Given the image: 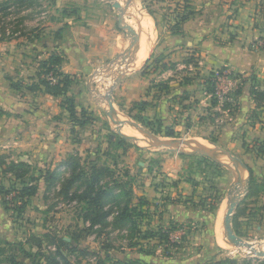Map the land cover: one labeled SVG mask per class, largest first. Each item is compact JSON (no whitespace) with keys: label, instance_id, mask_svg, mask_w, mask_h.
I'll use <instances>...</instances> for the list:
<instances>
[{"label":"rangeland","instance_id":"obj_1","mask_svg":"<svg viewBox=\"0 0 264 264\" xmlns=\"http://www.w3.org/2000/svg\"><path fill=\"white\" fill-rule=\"evenodd\" d=\"M113 1L118 2L121 9L128 4V0H0V56H7L9 62L13 61L17 54L16 50H19V44H23V49L29 50L32 54L30 55L31 58L36 59V51L33 52L31 48L33 41L36 44H42L51 37V33L59 28L60 31H63L69 28L68 25H73V22L77 23L82 20L86 23L89 19L100 17L108 18L114 31L119 32L123 38L132 41L131 34L119 27V11L113 9ZM251 1H253L255 7L254 11H257L255 13L257 16H254L252 25H260L264 29V0ZM134 2L136 6L130 9L131 13H134L136 9L138 11H135L136 13L147 18L144 13L146 14V11L150 10L157 19V29L155 32L152 31V49H156L162 42V37L166 35L165 28L168 21L172 22L177 8V1L134 0ZM216 2L217 7H220L223 11L221 13L220 22L222 23L220 28L225 31L220 38L226 41L235 35L234 21L239 7L234 9V6H241V2H238V4L234 3V0H218ZM223 4L228 5L226 11H224ZM131 19L126 20L124 18L123 22L132 25L133 19ZM251 43H254L255 47L264 48V34ZM126 46H128V49L119 57L112 59L104 66L94 68L89 76L86 74L79 77L81 80L87 77L91 80L95 78L91 87V95L93 96L92 101L96 106H99L100 112L96 113L98 115L95 117L94 123L80 129L74 135H69L72 144L76 140L78 141L69 148V154L78 160L79 166L75 172L83 170L88 174L93 164L109 169V173L101 177L98 185L111 191L110 196L105 197L103 200V210L108 214L106 220L102 224L92 225L91 221L83 218L86 206L79 201L78 196L83 194L82 192L86 188L88 180L83 176L72 185H69L68 182L71 180L72 175L71 168L59 170L55 184L49 188L39 181L38 194L30 199V205L22 218L12 221L9 215L10 212L4 213L0 210V238L12 243V246L5 245L3 241L0 243V248L3 249V252L0 253V264H11L7 258L12 255L15 256L18 262H21L20 264H29L19 254L17 245L19 243L27 250H40L46 257L51 256L52 259L49 261L44 260L43 264H65L57 254L58 249L54 243L57 236L67 241L69 248L75 249L72 252L67 249L61 250V254L67 259L68 264H114L115 261L124 264H264V255L257 254H264V187L262 185L264 181V105L263 109H259L257 112L260 120L256 122V125L261 133L243 139V147L236 146L235 148L232 142L225 145L228 149L233 150L231 154L234 156L239 155L240 159L233 163L227 158L219 156L220 161L227 163L231 168L235 167L242 170V166L248 165L243 172L245 186L241 189L242 194L240 192L232 212L231 225L235 235L244 243L253 245V249L250 250L246 246L235 247L229 243L222 226L223 212L218 223L217 213L219 207L223 204L224 212L227 211L228 197L230 194H234L239 185L233 172L221 166H219L221 168L217 173L220 189H216L215 208L214 210L211 208L210 216H205V222L202 224L197 221L195 223H185L184 231L174 230L170 232L168 241L143 238L144 233L156 232L161 227L168 228L175 224L172 221L158 224L157 220L164 213L163 209L167 201L161 193L164 188H167L164 184H169L167 182L168 174H173L175 178L177 176L182 177L185 173L184 168L186 166L190 168L191 165L188 161L190 156L185 152H192L193 149L188 146H181L179 149L158 148L147 136L142 134V137L144 136L143 142H138L136 138H129L123 145L124 147H118L114 143L117 138L116 135H118L117 128L111 123L110 118L104 111H108V95L111 96L112 102L115 88L122 81L120 80L115 87L111 88L115 78L126 68L128 62L129 69L133 67V57L130 53L132 46ZM144 50V46L141 45L137 62L145 58L147 52ZM178 59V63H164L171 69L168 73H159V70L164 69L159 64L156 65L154 62L156 59H153L154 61L149 65L142 67L141 74L143 76L154 74L150 81L151 85L159 81L164 82L167 76H172L174 84H181L185 80H189L188 78H192L193 81L203 79L199 75V66H195L197 64L196 57H180ZM153 68L158 70L151 71ZM130 70L126 71L122 78L132 72ZM76 78L79 80L78 77ZM28 84H30V81ZM150 86L147 90L148 94L154 91ZM143 95H145V92ZM116 99L118 100L115 101L114 106L117 111L116 120L137 121L134 118V116H138L137 113L133 116L130 112H127L136 108L135 103L127 102L122 97H116ZM225 103L230 105L226 106ZM235 103V99L231 95L229 101H218L217 106L219 109L216 110H222L221 107L223 106L232 112ZM262 104H264V101ZM87 112H89L88 109ZM214 112L216 111H212L211 118L214 119L217 126H220V123H227L228 118L224 114L218 117ZM91 114L94 113L91 112ZM58 116L57 118L60 120H62V116L68 119V114L61 113ZM139 125L164 140L174 138L192 139L198 143L201 142L203 146H213L209 142H202L195 138L200 137L197 135L207 132L202 127L193 128L192 131H188V134H184V131H182L177 137L167 138L161 132L156 131L157 126L155 123L148 125L140 123ZM125 135L127 134L125 133ZM218 136L219 134L213 131L209 139L213 142L214 137ZM207 141L209 140L207 139ZM214 145L224 147L221 144ZM193 162L196 161L193 160ZM47 166V162L40 165L30 163L28 167H23L20 171L25 172L26 178H30L31 176H38L40 174L39 170H47ZM248 169L252 170V183ZM9 176V173L6 175L0 174V181L8 185ZM249 186H251V189ZM152 190L159 192L157 194L159 196L155 197L156 202L153 201L155 194ZM126 192H131L130 205H137L138 197L145 194L152 201H148L142 208V215L137 216L139 221L136 225L140 230L138 233L135 229L136 226L134 228L127 220L119 219L121 210L128 199ZM248 192L249 195L247 196ZM166 216L167 213H164L165 220ZM216 226H218L221 237L228 244L226 247L222 248L217 243ZM32 236L36 239L30 240Z\"/></svg>","mask_w":264,"mask_h":264},{"label":"crops","instance_id":"obj_2","mask_svg":"<svg viewBox=\"0 0 264 264\" xmlns=\"http://www.w3.org/2000/svg\"><path fill=\"white\" fill-rule=\"evenodd\" d=\"M216 1L218 0H191L192 14L182 24L183 33L173 34L166 26V35L162 37V42L156 49H152V34L150 36L151 45H149L148 51L144 50L147 52L145 58L137 62L142 42L139 34L138 48L132 58L133 67L130 68L131 70L129 69L132 72L126 74L115 88L116 94H113L112 103L115 106V101H118L116 97H122L123 100L132 104L145 101L147 106L144 110L139 111L136 107L127 112L133 116L137 113L151 124L161 123L163 127H170L177 136L182 131L184 134H188V131H192L193 128H205L207 132L197 135L200 137H195L196 139L209 142L212 145H224V147L219 146L227 152L233 153V150L225 147L226 144L232 142L235 148L236 146L243 147V139L261 133L256 125V122L260 120L257 112L259 109H263L264 104L257 107V103L250 93V86L252 76L261 82L264 81V48L255 47V44L251 42L262 37L264 29L260 25H252L254 16H257L253 1L234 0L236 4L241 2V6H234V9L239 7L234 21L235 35L226 41L221 40L223 38L220 37L225 31L220 28L223 11L217 7ZM133 6H136V3L131 0L124 15L126 20L131 18L129 11ZM227 6L223 4L224 11ZM113 9L117 10L115 7ZM144 15L148 17L146 19H149L152 31L155 32L158 26L157 20L155 21L147 11ZM130 26L133 28L132 25ZM68 27L63 31H60V28L55 30L51 33V37L42 44H36L33 41L31 48L33 52L36 51V59L31 58L32 54L29 50L23 49V44H19V50H16L17 54L13 61L9 62L7 56H0V155H4L8 161L14 162L22 161L38 165L47 162V168L55 170L57 174H59V170L68 168L67 165H63V162L75 158L69 154V148L78 141L76 140L72 144L69 135L76 134L80 129L92 123L83 127L76 126V132L73 134L69 118L66 119L64 116H62V120L57 118L61 113H68L59 104L62 97L51 96L44 92L42 86H35L38 82V62L46 59L53 52H59L63 56L59 71L74 76V82L69 88L68 95L73 96L77 110L81 107L88 109L89 113H94L92 116L95 118L98 115L96 113L100 112L99 106L94 104L91 95V87L95 78L91 80L87 77L82 81L79 77L86 74L89 76L94 68L104 66L112 59L122 55L128 49L126 45L132 46V41L123 38L119 32L114 31L111 21L105 17L89 19L86 23L79 20ZM133 30L136 32L134 28ZM21 46L22 48H20ZM191 56L196 57L197 64L195 66H199V75L203 79L193 81L192 78H188L189 80H185L181 84H174L172 76H167L164 82L159 81L151 85L150 81L154 74L145 76L141 74L142 67L149 65L153 59L158 58L160 67L164 69L159 70V73H168L171 69L164 63H178V58ZM161 64L165 67H162ZM222 67H228L232 72L242 77L240 86L242 84L243 86L235 99L238 106L232 112L223 106L222 110H216L219 109L218 101L213 102L215 97L205 90L202 83L214 69ZM157 70L156 68L151 69V71ZM139 72L142 76L139 75ZM8 78L20 82V89H13ZM29 81L30 84H28ZM31 86L33 89H28ZM149 86L154 89L150 94L147 93ZM144 92L145 95H143ZM212 111H216L214 113L218 117L224 114L228 118L227 123H220L221 125L217 126L214 119L211 118ZM104 113L107 115L106 111ZM135 122L140 124L139 121ZM125 125L130 126L129 124ZM125 125L120 128L121 133H123L122 128ZM213 131L219 136L214 137L212 142L209 136ZM116 136L121 137L120 135ZM187 154L190 156L188 161L191 166L184 168L185 173L182 177L175 178L173 174H168L167 182L169 184H164L167 188H164L161 193L162 197L167 199L163 209L164 213H167V218L165 220L163 213L157 220L158 224L165 223V221L179 224L197 221L202 224L205 222V216H210V203L214 200L216 189H220L217 173L224 166L200 153ZM234 157L240 159L239 155ZM193 160L196 162L194 163ZM247 166L244 165L245 169ZM242 176L244 178L243 174ZM40 182L44 183L42 180ZM152 191L155 194L153 201L156 202L155 197L159 196L157 195L159 192ZM140 197L147 202L151 201L146 197V194L138 198ZM0 210L4 213L7 212L1 201Z\"/></svg>","mask_w":264,"mask_h":264},{"label":"trees","instance_id":"obj_3","mask_svg":"<svg viewBox=\"0 0 264 264\" xmlns=\"http://www.w3.org/2000/svg\"><path fill=\"white\" fill-rule=\"evenodd\" d=\"M177 1V8L175 10L174 17L172 18V22L168 21L167 27L169 31L173 34H182V24L184 21H186L190 15L192 14L191 11V0H176ZM147 13L152 16V18L156 21V17L154 13L150 10H147ZM63 61V56L59 52H53L50 54L46 59L40 60L38 62V82L35 85L36 87L42 86L44 88V92L54 96V97H62L60 101V106L64 108L68 113V118L72 124L71 133H75V127H83L86 124L93 123L95 121V118L92 116L91 113L87 112L85 108H80L79 110L75 107V102L73 96L68 95V91L72 83L74 82V76L70 74H64L59 71V66L61 65ZM154 61V60H153ZM155 64H159L160 60L156 58L154 61ZM162 67L163 64H161ZM51 75L55 78L54 82H51L47 77L48 75ZM212 73H210L205 79H204V86L205 90L207 92L212 93L213 92V83H212ZM10 82V86L13 89H20L21 83L18 81H13L11 78H8ZM243 81V80H242ZM251 86H250V93L253 95L257 107L261 106L264 101V88H259L261 85L264 87V81L261 82L257 80L254 76L251 77ZM28 89H33V87H29ZM241 86L236 89V91L233 94V98L236 99L238 94L240 93ZM213 102L216 103V99L213 98ZM236 102V101H235ZM137 109L139 111H142L147 106V102L141 101L135 103ZM226 106H229L230 104H226ZM234 108L237 107L236 103L233 105ZM136 118L135 120L139 121L140 123L144 124H151L150 122H147V120L142 117L141 115L134 116ZM157 126V132H161L165 137H177L174 130L170 127H163L161 123H155ZM114 143L118 147H124L123 145L126 143V140L118 137L114 140ZM63 165H67L69 168H71L72 175L71 180L68 182L69 185H72L75 181L79 180L81 177L85 176L87 178L88 183L86 185V188L83 190V194L78 196L79 201L81 203H84L86 206L84 208L83 218L91 221V224H102L108 214L103 210L104 207V198L110 196V190L109 189H103L99 185L101 177L104 175H107L109 173V169L104 166H97L92 165L90 168V172L87 174L86 172H75L77 167L79 166L78 160L71 158L69 160H66L63 162ZM29 164L26 162L18 161L14 162L12 160H7L4 155H0V174L6 175L9 173V183L6 185L4 182L0 181V201L3 205L4 209L7 212H10V218L12 221H17L25 214L26 209L30 205V199L36 195L38 191V183L40 180H42L48 188L55 184V181L58 178V174L55 170H50L47 168V170L42 171L39 170L40 174L38 176H31L30 178L25 177V172L20 171L23 167H28ZM219 167V166H218ZM249 171V177L252 183V170L248 169ZM87 176V177H86ZM262 185L264 187V181L262 182ZM251 189V186H249ZM128 196V199L126 200V203L124 207L121 210V213L119 215V219L121 220H127L130 224L133 225L135 228L136 226V232H140V230L137 228L136 223L139 221L137 220V216L142 215V208L144 205H146L148 202L144 200L143 198H138V204L137 205H130L131 200V192L125 193ZM249 195V192L247 196ZM218 199V198H217ZM216 199H214L210 203V210L211 208L214 210L215 204L214 202ZM212 211V210H211ZM175 224L169 226L168 228H159L156 230V232H148L147 234H143V238H156L159 241H168V237L170 232L177 230L184 226V224H179L174 222ZM30 239V238H29ZM36 238L32 236V239L35 240ZM3 241L5 245H11L12 243L1 240L0 243ZM29 241V240H26ZM54 243L56 244V248L58 249L57 254H59V257L63 259L65 264H68L69 262L67 259L61 254V250L67 249L70 252L75 251V249L69 248V243L65 241L62 237H55ZM18 245L19 254H21L28 262L29 264H43L44 260L49 261V256H45V254H42L40 250L32 251L25 249L20 243ZM12 246V245H11ZM0 253L3 252V249L0 248ZM45 256V257H44ZM52 257L54 258L53 254ZM7 260L11 264H20L21 262H18V260L15 258L14 255L9 256ZM114 264H124L120 261H115Z\"/></svg>","mask_w":264,"mask_h":264},{"label":"water","instance_id":"obj_4","mask_svg":"<svg viewBox=\"0 0 264 264\" xmlns=\"http://www.w3.org/2000/svg\"><path fill=\"white\" fill-rule=\"evenodd\" d=\"M130 1L131 0H128V4L130 3ZM112 5H113V7H115L119 11V27L128 31L131 34L133 50L130 53H131V56L133 57V55L135 54V52L137 51V48H138L139 35L133 30V28L129 24H125L123 22L124 15H125V12L127 9V5L122 9L119 7L118 2H116V1H113ZM128 64H129V62L127 63L126 68L119 73L117 78H115L114 83L112 84L111 88L115 87V85H117L118 82L121 80L123 74L129 70ZM110 90H112V89H110ZM108 96H109V103H107L108 111L106 113H107L108 117L110 118L111 123L117 128L118 135H120L122 138H125V139H129V138L133 139L134 138L131 136H126L123 133H121L120 128L125 124H129L137 132H139L142 135L147 136L153 142V144L155 146H157L158 148L179 149V147H181V146H188V147H191L193 149V151L192 152H185V153H200L202 155H206V156L214 159L220 165L230 169L233 172L234 177H235V179L239 185L235 189L234 194H230V196L228 197V204H227V209H226L227 211L225 212V214L223 216L222 226H223L225 235H226V237L229 240V243L231 245H233L235 247H243V246L245 247L246 246L247 248L252 250L253 245L244 243L241 239H239L235 235L233 228H232V225H231L232 212L235 208L238 196L240 195V192L242 191L241 189H243L245 186V181H244L245 179L242 176L243 170L245 169V167L242 166V168H243L242 170H239L238 168L236 169L235 167H234L235 169L231 168L227 163L221 162L219 159V156L225 157L230 162H233V163L238 161L237 158L234 157L233 155H231V153L227 152L226 150L220 148L219 146H215V145H213L212 147L203 146V145L199 144L198 142H196L192 139L174 138V139H170V140H164V139H161V138L155 136L152 132L147 131L146 129L141 127L137 122H135L133 120H116V117H117L116 113L117 112L113 106V103L111 102V96L110 95H108ZM241 194H242V192H241ZM257 254L264 255L261 253H257Z\"/></svg>","mask_w":264,"mask_h":264},{"label":"bare ground","instance_id":"obj_5","mask_svg":"<svg viewBox=\"0 0 264 264\" xmlns=\"http://www.w3.org/2000/svg\"><path fill=\"white\" fill-rule=\"evenodd\" d=\"M135 11H136V9H135ZM135 11H134V13H131V11H130V13H131V16L130 17L133 19L132 26L136 30L137 34L138 35L139 34L141 35V41H142L141 42V45L143 44V46H144V48L146 50V49L149 48V45H151L150 44V42H151L150 41L151 40L150 39V36L152 35V26H151V23H150L149 19H146L145 17L142 16V14L136 13L138 11H136V12ZM122 132L123 133L125 132L128 136L137 138L138 142H143V137L144 136L142 137V135L139 132H137L135 129H132L131 127H127V125H126V127H123L122 128ZM145 143H146V141H145ZM199 144H201V142ZM223 208H224V206H223V204H221V206L218 209V213H217L218 223H219V220L221 218V215H223V213L225 214V212H226V211L224 212L225 208L224 209ZM216 240H217V243L220 246H222V248L223 247H226L228 245L226 243V241L224 240V238L221 237V234L219 233L218 226H216Z\"/></svg>","mask_w":264,"mask_h":264},{"label":"built area","instance_id":"obj_6","mask_svg":"<svg viewBox=\"0 0 264 264\" xmlns=\"http://www.w3.org/2000/svg\"><path fill=\"white\" fill-rule=\"evenodd\" d=\"M213 92L212 95L217 101L231 100V95L241 84V75H237L232 72L228 67H222L214 69L212 72ZM51 82L55 81V78L50 74L47 77ZM185 227H181L177 230L184 231Z\"/></svg>","mask_w":264,"mask_h":264}]
</instances>
